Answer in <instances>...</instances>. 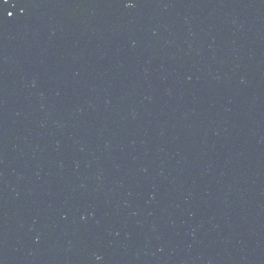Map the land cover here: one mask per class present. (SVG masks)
<instances>
[{"label": "water", "instance_id": "water-1", "mask_svg": "<svg viewBox=\"0 0 264 264\" xmlns=\"http://www.w3.org/2000/svg\"><path fill=\"white\" fill-rule=\"evenodd\" d=\"M0 264H264V0H0Z\"/></svg>", "mask_w": 264, "mask_h": 264}]
</instances>
